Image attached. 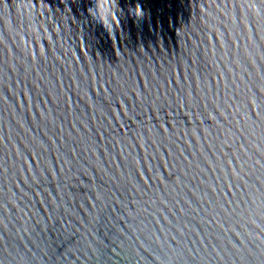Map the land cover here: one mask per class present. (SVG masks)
<instances>
[{
	"label": "water",
	"instance_id": "obj_1",
	"mask_svg": "<svg viewBox=\"0 0 264 264\" xmlns=\"http://www.w3.org/2000/svg\"><path fill=\"white\" fill-rule=\"evenodd\" d=\"M0 264H264V0H0Z\"/></svg>",
	"mask_w": 264,
	"mask_h": 264
}]
</instances>
